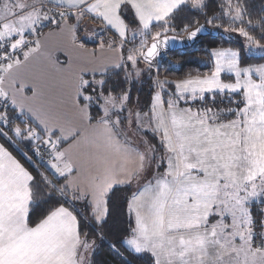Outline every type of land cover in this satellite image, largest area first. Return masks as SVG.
I'll return each instance as SVG.
<instances>
[{
	"label": "snow or ice",
	"instance_id": "6c2138e0",
	"mask_svg": "<svg viewBox=\"0 0 264 264\" xmlns=\"http://www.w3.org/2000/svg\"><path fill=\"white\" fill-rule=\"evenodd\" d=\"M48 4H54L55 9L48 8ZM186 5L193 9L205 6L204 0H0V108L3 109L0 125L11 123L9 106L19 109L25 117L21 120L25 127L15 126L10 130L22 140L42 141L50 152L48 165L65 178L62 186L51 185L46 177L44 182L62 196L71 193L74 200L91 195L98 221L108 214L106 197L113 187L139 178L145 168V153L138 154V168L131 172L123 168L117 171L106 158L98 156L97 163L103 171L90 177L87 191L81 189L73 177V173H79V168L69 151L61 149L62 143L75 140L80 133L76 130L65 134V128L56 120L18 100L16 92L22 93L23 85L15 92L9 90L15 84L9 80L13 69L23 63L15 53L21 50L27 61L40 50V40L29 41L26 34L35 35L44 21L67 29L75 39L79 22L89 13L103 21L105 27L118 31L122 39L117 47L122 50L127 25L121 12L130 6L142 24L143 39L138 48L128 50L122 62H131L135 67L142 59L151 66L161 48L175 39L167 36L168 31H174L168 25L174 12ZM227 8L233 20L242 19L245 11L242 5L227 0ZM53 11L56 16L51 15ZM70 19L77 23L70 24ZM213 19L215 17L209 18L207 23L212 24ZM153 21L165 27L155 33L145 32ZM196 23L192 31H188V25L182 29L188 32V40L196 39L204 30V25ZM238 32L247 39L249 48L256 46L264 50V44L243 27ZM29 44L34 47H28ZM26 47L27 51H23ZM100 47L104 48L103 42ZM210 54L215 64L210 75L172 82L176 93L164 100L157 92L151 114L135 113L137 121L155 120L153 131L161 133V143L167 152L166 158H161V163L167 165L166 170L156 175L154 182L149 181L129 202V211L135 212V227L131 228L125 243L136 254L151 253L154 264H264V232L254 231L250 207L255 198L264 197V65L241 68L239 53L232 49H211ZM122 66L123 63L112 65L114 68ZM99 71L105 75L108 67L103 66ZM225 71L235 74V82L226 83L221 79ZM254 72L259 73V80L253 79ZM95 73L96 70H92L93 76ZM139 74L137 69L136 75ZM93 83L100 87L97 99L103 100L99 105L103 115L96 120L102 143L116 152L130 151L117 139L121 118L115 115L118 110H124L128 94L117 97L109 92L105 95L104 80L89 81L81 76L75 85L76 98L92 102L93 96H84V89ZM156 83L163 87L169 82ZM226 90L232 93L242 90V98L236 103L243 107L196 111L179 107L187 98L203 100L205 93ZM78 110L91 122L88 104ZM228 113L236 118L226 122L219 119L221 114ZM28 117L36 123V128L28 124ZM131 117L130 112V122ZM37 128L44 133L43 137ZM0 135L7 136V133L0 130ZM35 151L38 153L39 149ZM33 182L31 173L0 144V264H84L80 249L87 250L91 245L81 240L79 221L68 208L57 207L34 227L29 225ZM213 216L219 219L210 223ZM228 220L230 223L226 222ZM260 227L264 228V222ZM257 235L260 244L255 242Z\"/></svg>",
	"mask_w": 264,
	"mask_h": 264
},
{
	"label": "trees",
	"instance_id": "16d2710c",
	"mask_svg": "<svg viewBox=\"0 0 264 264\" xmlns=\"http://www.w3.org/2000/svg\"><path fill=\"white\" fill-rule=\"evenodd\" d=\"M232 3L243 6L245 11L241 20L232 19V15L228 13L227 0H204L205 6L203 9H193L190 5H186L176 10L172 16V22L168 25L174 31L167 32V34H181L175 31H182L185 25L189 26V31L197 26V21L199 24H208L207 20L215 17L212 24L208 25L229 34L228 38L222 36L200 37L191 48L172 51L159 57L157 62L151 65L154 66L153 68H149L146 72L144 71L138 76L133 71L132 64L124 61L121 68L112 67L108 69L105 75L95 74L93 76V74H84L83 79L89 81L93 79L97 81L104 80L103 91L105 95L111 92L113 95L119 97L121 94L127 93L128 108L121 111V113L123 112L125 114L128 111L147 112L151 108L153 96L157 89L155 79L169 82L163 85V95L166 99L169 98L171 94L166 92L165 89L172 90V94L175 93V84L171 82L172 80L178 81L189 77L203 76L213 71L214 61L210 54L211 49H237L240 54L241 65L264 62V54H249L240 39L241 37L238 35V29L243 27L251 36L255 37L261 44H264V0H232ZM126 20L129 22V18H126ZM249 20L252 21L251 24L248 23ZM70 21L75 22L74 19H70ZM164 27L165 25L159 22L153 24L151 29L157 30ZM97 30L102 34H96L94 37L103 38L106 33L105 30L100 29V27L93 29V31ZM76 32L77 37H79V40L84 45H96V42H93L90 37L86 38L82 25H79ZM148 41L150 43L151 38ZM129 43L133 46L131 42ZM123 50L124 53H127L129 49L125 45ZM143 64V60L141 59L136 64V67L141 69ZM99 91L100 87L93 83L84 89V96H93V101L88 102L83 97H79L81 104L89 105L90 115L93 118L91 121L93 122L99 116L103 115L99 107L100 104H103V100L97 99V92ZM241 98L242 95L240 92H215L204 96L203 100L200 99L193 102V105H196L199 109H236L243 106V104L236 103ZM118 114L120 112L117 111L115 115ZM8 115L9 117L16 115L13 122L5 127V132L11 137L13 144L8 142L6 137L2 135H0V141L7 146L34 177L32 185L33 201L29 206L28 214L29 225H36L57 207L68 206L73 210L79 221L80 235L91 238L95 242V250L91 264H154V259L151 254H136L125 245V240L130 237L131 228L135 227V218L129 211V201L136 190L134 184L118 185L109 192L106 197L108 214L102 222L97 223L93 220L91 213L92 207L86 198L74 200L71 193L62 196L51 186H62L63 178L53 175L47 167V161L41 159L40 150L42 147H45L42 141L22 140L16 136L10 129L15 126L24 128L25 125L21 123V120L25 117L11 106L8 110ZM234 118L236 116L232 113L221 114L219 117L222 121L232 120ZM28 124L33 128L37 127L29 118ZM124 128L125 125L119 127V129ZM37 131L40 132L42 137L44 136L40 129L37 128ZM120 133L126 141H129L121 130ZM140 134L148 140L150 146L161 150L159 140L154 133L142 132ZM37 148L39 149L38 153L35 151ZM45 177L51 182V185L44 182ZM250 207L252 217L255 221V232H264V228L260 227L261 222H264V211L260 209L261 207L264 209V197H260L257 201H252ZM258 238L260 237L257 236L256 239Z\"/></svg>",
	"mask_w": 264,
	"mask_h": 264
},
{
	"label": "crops",
	"instance_id": "0c3cea01",
	"mask_svg": "<svg viewBox=\"0 0 264 264\" xmlns=\"http://www.w3.org/2000/svg\"><path fill=\"white\" fill-rule=\"evenodd\" d=\"M130 13L132 17L135 18L132 10ZM87 16L93 19L92 22H94L97 27H100V29L102 28V30H105L106 32L103 38H95V32L97 31L86 29L87 31H85L84 35L86 38L90 37L93 42H96V45H84L81 40H79V37H77L76 31L75 39H73V34L68 32L67 29L57 26L51 27V29L47 30L39 38L41 43L40 50L33 53L27 61H24L21 50L15 53L16 56L20 57L23 63L18 68L13 69L9 80L15 81V84L9 90L15 92L16 89H19L20 86L23 85L22 93L16 92L18 100H22L34 111L46 114L47 117L56 120L65 128V134H69L76 130L79 131L80 134L76 139H70L67 142L62 143L61 149H67L69 151L71 158L79 168V173H73V177L76 179L81 189L85 191H87L90 177L103 171L102 167L97 163L98 156L106 158L116 167L117 171L123 168L128 172H131L138 168V154L145 153V168L141 172L139 178L133 179L130 183L134 184L136 187V190L132 194L133 196L143 190L149 181L154 182V177L163 173L166 170L167 165H163L165 170L161 167L153 166L154 162L150 159L149 151H143L139 145L126 141L121 133L117 134V139L122 145L130 149V151L116 152L111 147L105 146L102 143V138L100 136V131L96 126V121L89 122L81 116L78 108L83 107L84 104H81L79 98H76L75 96V85L78 83V78L81 76L83 77L84 74H92V70L94 69L96 70L95 74L100 75L99 69L101 67L107 66L108 69H110L114 64L124 63V61L122 62V57H126L124 50L117 47L121 41H119L116 34H114L113 30L115 29L105 27L103 21L99 18H94V14L90 13L86 14L81 21ZM69 23L74 24L70 20ZM91 33H93L94 38ZM101 42L104 44L103 49L100 47ZM110 43L112 44L111 48L108 47ZM125 45L128 49H133V46L129 42L125 41L124 46ZM23 51H27V49H23ZM6 87H8L7 82ZM159 90L163 99L167 100L168 98L166 99L163 95V87ZM192 101L193 100H190V98H187L180 102L179 107L182 109L191 108L193 111H196L199 108L196 105H193L191 103ZM164 108L167 109V104L164 105ZM17 112L20 113L19 109H17ZM28 118L34 122L30 117ZM150 121L151 126L148 128L151 131H141L136 129V132L138 134L142 132L154 133L159 140V146L161 149L159 154L161 157L167 156L166 149L161 143V138L159 137L161 136V133L159 131H153L155 128V122L154 120ZM59 134L60 133H56V135ZM1 144L5 147L3 142H1ZM13 156L16 157L14 154ZM47 167L53 175L63 178L58 176V174L50 168L48 163ZM120 178H123V173H121ZM64 183L65 178H63V185ZM116 186L118 185H115L114 187ZM86 199L92 207L91 213L93 220L97 223L102 222L106 217L100 221L95 219L91 195H87ZM63 207L68 208L74 213L70 207ZM131 213L135 218V212L132 211ZM125 245L133 251L126 243ZM142 253H147V251Z\"/></svg>",
	"mask_w": 264,
	"mask_h": 264
},
{
	"label": "rangeland",
	"instance_id": "374dc122",
	"mask_svg": "<svg viewBox=\"0 0 264 264\" xmlns=\"http://www.w3.org/2000/svg\"><path fill=\"white\" fill-rule=\"evenodd\" d=\"M130 10H129V9ZM132 10L134 17H132L130 11ZM91 14V13H90ZM121 16L125 22V24L127 25V34H126V38L124 39V42L127 41V42H131L133 44V49L135 48H138L140 43H141V39H143V37H141L140 35V31L142 30V24L140 23L138 17L136 16L135 14V10L132 9L130 6L124 8L121 12ZM126 18H129V22L126 20ZM92 18L90 17H85V19L83 21H80L79 22V25H82V28H83V31H87L86 29H97L96 27V24L94 22H92ZM77 23V21L74 22V24ZM155 23H159L157 21H153V23L150 25L149 27V30H144L145 32H148L150 31L151 33H155L157 31H160L161 29H157V30H152L151 29V26ZM161 23V22H160ZM115 29V28H114ZM162 31V30H161ZM114 34H116V37L119 41H121V37L119 36V33L118 31L115 29L113 30ZM173 32V31H172ZM175 32H178V33H181V34H184L185 31H175ZM96 34H102L100 31L97 30V32H95ZM135 34V35H134ZM91 35L93 36V33H91ZM238 35L241 37V41L244 43L245 45V48H246V51L249 53V54H254V55H262L264 54V50H261L259 49L258 47L256 46H252L251 48H249L248 46V41L245 37H243L242 35L239 34L238 32ZM148 40L151 38V36L149 35L148 37ZM136 39H139V40H136ZM216 49H232L233 51H237V49L235 48H216ZM239 53V52H238ZM128 55V52L126 53V56ZM213 61H214V57H213ZM131 64V62H129ZM143 67L141 69L137 68L136 65L135 67H133V71L136 73V70L139 69L140 70V74L142 72H146V70H148L149 68H153L154 66H150L149 64H147L146 62L143 61ZM259 65H264V62H261V63H257V64H249V65H241L240 63V54H239V67L241 68H246V67H249V66H252V67H255V66H259ZM215 66V64H214ZM214 70V69H213ZM139 74V75H140ZM211 73H208L206 75H210ZM206 75H203V76H206ZM137 76V75H136ZM201 76V77H203ZM221 79L226 82V83H231V82H235V74L234 73H229L227 71L225 72H222L221 73ZM253 79L254 80H259V73H253ZM156 81H162V80H159V79H155V85H157ZM176 80H172L171 82H174ZM160 86L157 85V89H156V92H160ZM166 92L170 93L172 95V90H169V89H165ZM155 92V94H156ZM226 92H229V93H232L230 91H227ZM175 93H176V90H175ZM215 93V92H214ZM241 95H242V90H241ZM209 94H212V93H205L204 96L206 95H209ZM155 96V95H154ZM190 100H192L190 98ZM200 100L199 98H197L196 100H193L191 103L194 104L193 102L195 101H198ZM128 101V100H127ZM127 101L125 103V107L124 109H127L128 108V105H127ZM243 107V106H242ZM124 111V110H123ZM118 112H120V114H118L121 118V123H120V126L119 127H122V125H125V128L124 129H120L123 134L127 137V139L137 145H139L141 147V149L143 151H149V156H150V159L151 161H153V166H157V167H161L162 169L165 170V167L163 165H165L166 163H161V158H166V156L164 157H161V155L159 154L161 150L159 149H156L155 147L153 146H150L148 144V140L145 139L144 137H142V135L138 134L136 132V129L137 130H141V131H151L149 130L148 127L151 126V121L148 120V119H141L139 121H137L136 119V116H135V113H137L138 111H128L127 113H121V111L118 110ZM132 113V117H131V122L129 121L128 117H129V113ZM150 111H141L139 112L141 115H143L144 113H149ZM150 114V113H149ZM222 121V120H221ZM155 122V120H154ZM134 129V130H132ZM161 138V136H159ZM159 138V139H160ZM6 139L8 140V142L12 143L13 144V141L11 140V137L10 136H6ZM0 144H1V141H0ZM4 144V143H3ZM5 145V144H4ZM7 147L5 146V149ZM154 150V151H153ZM8 152H10L13 156V153L7 149ZM14 157V156H13ZM16 159V157H14ZM17 161H19L18 159H16ZM19 163L22 165V163L19 161ZM24 167V166H23ZM25 168V167H24ZM26 169V168H25ZM260 197H257L255 198V200L257 201ZM253 200V201H255ZM261 210L264 211V209L261 207L260 208ZM69 210V209H68ZM70 211V210H69ZM74 214V213H73ZM219 219V217H216V216H213L210 218V223H215L216 220ZM228 223H230V220L226 221ZM255 231V229H254ZM258 234L260 232H257ZM259 236V235H257ZM80 238L82 241H87L88 244L91 245V247H89L87 250H84L83 248L80 249V255L83 257V262L84 264H91V260H92V257H93V254H94V250H95V242L94 240H92L91 238H88V237H83L80 235ZM94 242V243H93ZM256 244H260V238L256 239L255 240ZM148 253V252H147ZM150 254V253H149Z\"/></svg>",
	"mask_w": 264,
	"mask_h": 264
},
{
	"label": "water",
	"instance_id": "95a60500",
	"mask_svg": "<svg viewBox=\"0 0 264 264\" xmlns=\"http://www.w3.org/2000/svg\"><path fill=\"white\" fill-rule=\"evenodd\" d=\"M200 25H204V30L194 40H188L187 39L188 32H186L185 34H173V33L167 34L168 37H170V38L175 37V39H170L169 42L167 43V45H165L164 47L161 48L160 55L155 58V61L152 65H154L157 62L159 57L163 56L166 53H169L172 51H177V50H184V49H188V48L193 47L200 37H205V36H222L224 38L229 37V34L222 32L220 30H217V29L209 26L206 23H200ZM195 27L190 29L189 31L194 30ZM144 62H146V61H144ZM146 63L148 64V62H146Z\"/></svg>",
	"mask_w": 264,
	"mask_h": 264
},
{
	"label": "built area",
	"instance_id": "2783aa9c",
	"mask_svg": "<svg viewBox=\"0 0 264 264\" xmlns=\"http://www.w3.org/2000/svg\"><path fill=\"white\" fill-rule=\"evenodd\" d=\"M47 7L48 8L55 9V5H53V4H48ZM61 10H63V9H61ZM51 15L56 16V12L53 11L51 13ZM56 18L59 19L58 16ZM54 26H56V25L53 24V23H50L48 21H44L43 22V25L38 28L37 33L35 35H33V34H26V39H28L29 41H33V40L39 39L47 30L51 29V27H54ZM28 47H33V45L32 44H29ZM24 49H27V47L24 48ZM18 51H20V50H18ZM9 109H10V106L8 107V110ZM2 110L3 109L0 108V111H2ZM15 117H16V115L13 116V117H9L11 123L13 122V120L15 119ZM7 126L8 125H0V130H2L3 132H5V127H7ZM2 136L6 137L5 135H2ZM40 157L44 161H49L51 159L50 152H49V150L46 147H42L41 148V150H40Z\"/></svg>",
	"mask_w": 264,
	"mask_h": 264
}]
</instances>
